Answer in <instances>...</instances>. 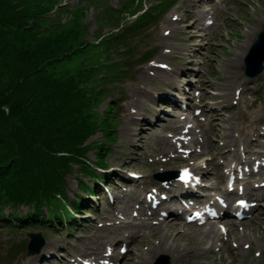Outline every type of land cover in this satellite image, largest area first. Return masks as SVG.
Segmentation results:
<instances>
[{"label":"rangeland","instance_id":"374dc122","mask_svg":"<svg viewBox=\"0 0 264 264\" xmlns=\"http://www.w3.org/2000/svg\"><path fill=\"white\" fill-rule=\"evenodd\" d=\"M14 1L16 0H0V14L1 11H7V7L3 8L5 5ZM29 1L30 3L35 1L42 2V0H28V2ZM100 1L104 0H58L50 16L54 22L60 24L52 28L53 30L50 32H46V27H43V30L39 32L43 33L44 36L50 37L64 33L69 27L74 26V14H79L82 10L83 16H80V20L82 23L86 24L87 29L85 34L80 37L85 36L88 40L96 39L98 34L100 38L104 36L108 37L119 32L122 28L117 25H121L126 19L132 17L136 12V8L142 4V0L138 3H136V0ZM123 1H126V3L122 10L117 12L119 23L115 26L114 19L111 18L112 13L108 7L109 4L119 5ZM260 1L261 0H237L234 2L236 3L235 7L228 6L227 9L221 7L214 8V15H211L214 20V25L203 31V16L199 10L205 7L209 8L208 5L201 2V0H176L175 6L166 14L157 17L159 19L156 22L149 25L145 30L134 34L126 40L127 42L120 45V47H124L130 43L132 44L135 40L136 43L134 45H138L140 52L151 50L153 57H157L160 47L164 46L168 49V51L165 52L167 54L165 58L169 60L167 65H169L170 68L169 70L163 71V69H156L154 67L155 70L153 73L156 74L155 77H150L146 73L147 66L141 68L143 65L142 61L133 62L131 67L128 68L133 71V84L123 86L122 88L123 92L127 95V106L131 107L135 104L134 108H136L137 94L139 97V109L142 102L146 100L147 97L145 93L141 90H137V88L139 89V84L150 85L153 89L164 88L166 85L172 84L179 88L184 86V84L181 83L187 78L194 82L197 89L201 90V98L211 96V92L219 94L217 97H224L227 94H231V88L241 81L239 66L241 63V56L249 40V35L242 30L241 23L242 20L245 22L253 20L254 15H257V13H255L258 8L256 4L260 3ZM59 3L60 5L64 3L66 6L60 7L58 5ZM151 3H155L154 0H151ZM170 5L172 4L170 3ZM191 5H193V7H190ZM103 6H105L106 11L101 9ZM146 6H148V3H145L144 8ZM59 8H67L68 11ZM186 10L196 15L195 18L198 19V24L189 22L190 20L186 18L189 12H186ZM107 12H110L108 13L109 15ZM172 15H176L178 18L172 20ZM190 16L191 19H193L194 15ZM132 19L133 18H130V20ZM64 21L67 22L65 23ZM100 22L102 25L99 26ZM7 27L4 26L3 28L6 35L4 36L8 41L13 43L16 48H13V50L17 53L11 52L7 47V42L3 36L0 35V133L2 130L9 132L12 129L21 131L23 127H25L23 119L29 120L31 115L41 120L47 119L41 107L42 105L37 102L35 94H33V89L35 90V87L29 82V79L28 81L25 80L22 77L23 75L19 73L24 67L21 66V62L23 64L24 62L27 63L26 57L24 58L20 53V50H22L20 45H25L26 42L14 31L13 27ZM167 30H170L169 35L164 34L167 33ZM167 42H169V44ZM169 46L171 48V53ZM117 49L118 48H114L112 57H123L118 55L115 56L118 53ZM161 57V55L158 56L159 60L164 62V58ZM190 67H194L195 69L188 70ZM193 72L196 73V76L190 77V74ZM250 85L258 87L260 84L257 81H251L246 83L245 87H249ZM115 96L116 93L114 94V97ZM109 99L110 97L100 104L97 109L99 113L102 112L106 101H109ZM164 106L166 109H172L169 105ZM118 107L120 111V108L124 109L125 104L119 101ZM263 108L264 105L256 107L249 117H245L247 122H251L255 117H259L261 115L260 110ZM221 119L225 120L223 116H221ZM178 123V118L169 116L165 124L167 128H170L176 126ZM229 124L228 121L224 133L221 134L199 133L200 140L198 141L202 146L203 158L206 160L211 176L217 175L214 169L217 165L216 162L220 160L223 164H228L238 147H241L243 144L248 148L250 153H256L254 149L256 147H261L259 142H248L249 133L247 129L243 133L245 135L244 137L232 139ZM134 125L135 121L133 117L125 113L120 114L119 124L116 128L118 140L113 143L111 148L113 163L111 159L109 163H112V169L117 165L122 166L123 170H120L119 174L123 178L127 177L123 172L124 170H137L143 174L142 177L136 180H129L122 184H116L115 192L120 196H124V200H117L114 211L110 212L113 221L117 224H103L97 226L98 223H103V219L95 214L84 213L86 217L90 218L88 220L90 226L94 225V227L90 229L89 234L84 237L82 242H76L70 245L69 253L75 251L82 257L89 256L92 250L97 246L107 242L108 236L111 233L114 234L115 232H125L129 230L127 223H124L119 216L125 217L129 215L134 203L138 199L143 198V191L148 190L151 185L150 182L152 179L148 173L151 174L156 167H161V164L157 161L156 166L155 164H151L148 160L156 156H165L170 151V146L165 137L161 136L162 134L156 133V128L150 133H140L141 139H138V143L133 144V137H131L133 130L131 126ZM99 138L100 133L97 132L89 141ZM218 141H220L221 144ZM228 147L233 150H227ZM193 155L195 157L198 156V154ZM213 155L217 156L215 160ZM87 157L93 160L95 158L94 150L89 151ZM8 161L9 159L6 158L5 162L7 163ZM170 164H172V162L166 165ZM76 168L77 166L74 165L75 171L72 170L66 176V192L68 193L69 199H73L74 193L80 195L85 194L84 190L78 186V176L80 175H77ZM114 178L117 179L115 176ZM116 181L120 182L119 179ZM101 206L108 207V204L103 202ZM26 211L27 209L25 207H20L15 213H25ZM258 211L259 213L256 215ZM258 211L253 218L247 221V225H240L237 227L234 224L231 226V231L233 233L231 235L232 237L237 236V233L241 235L239 239L236 238V242L245 241L247 244L250 243L252 245L264 236V208ZM176 220L179 221L178 224L170 229H166L164 226L155 229L154 231L157 232L155 235H152L150 227L139 230L138 236L140 240L136 241V245L129 251V256L127 258L128 263L126 264H146L147 259L151 261L158 250L169 254L172 264H223L225 255L227 254H224L220 261L214 254L203 255L197 250L196 245H198V243L196 244V241H188L184 236L179 234V232H182L184 229L187 232L191 230L188 226H179L181 221L179 219ZM46 228L47 227L42 226L40 223L30 224L26 227V231L39 229L42 233L51 236L50 229L48 228L46 230ZM154 238H156V240ZM10 241L11 234L6 233L4 230H0V255L7 252ZM133 242H135V240ZM169 242H171L173 246H170ZM169 249L172 251L179 250L181 254L177 255L176 253L169 252ZM228 249L230 251L235 250V264H244V261L246 262L248 260L246 257L247 251L245 249H232L230 247ZM230 256L232 257V255ZM60 257L63 258L65 256ZM60 257L57 258L58 262H60ZM1 259L0 256V264H2L3 261H1ZM17 264H19V262Z\"/></svg>","mask_w":264,"mask_h":264},{"label":"trees","instance_id":"16d2710c","mask_svg":"<svg viewBox=\"0 0 264 264\" xmlns=\"http://www.w3.org/2000/svg\"><path fill=\"white\" fill-rule=\"evenodd\" d=\"M54 2L16 0L5 5L3 8L7 7V11L0 14V35L11 52L17 53L13 43L5 38L4 26L13 27L26 42L20 45V53L27 63L21 62L24 67L17 72L35 87L33 94L47 118L41 120L31 115L29 120L23 119L25 127L21 131L12 129L0 133V212L11 203L32 206L33 212L27 213L22 221L40 220L42 207H47L54 219H60L56 212L60 203L58 196L65 197L66 176L74 170V165L85 176L95 175L87 158L91 147L96 148L97 165L107 166L106 147L85 141L98 129L104 136L112 135L110 114L99 120L92 109L105 95L103 84L122 72L107 58L123 35L113 40H85L80 37L77 13L74 26L64 33L50 37L39 32L43 27L50 32L59 25L47 14ZM78 185L83 190L90 189L82 180ZM72 205L80 208L77 200ZM46 221L51 220L48 217Z\"/></svg>","mask_w":264,"mask_h":264}]
</instances>
